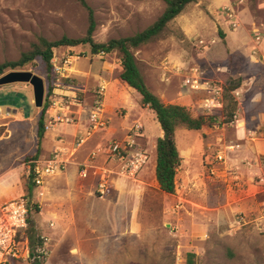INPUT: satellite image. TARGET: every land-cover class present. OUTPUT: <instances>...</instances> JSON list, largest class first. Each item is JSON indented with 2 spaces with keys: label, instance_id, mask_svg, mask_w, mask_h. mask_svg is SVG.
<instances>
[{
  "label": "rangeland",
  "instance_id": "374dc122",
  "mask_svg": "<svg viewBox=\"0 0 264 264\" xmlns=\"http://www.w3.org/2000/svg\"><path fill=\"white\" fill-rule=\"evenodd\" d=\"M86 1L94 10L97 43L142 32L165 9L162 0ZM88 25L87 11L73 0H0V64L18 61L39 37L51 42L82 38ZM133 53L146 85L165 104L184 105L194 117L211 115L217 122L201 131L176 129V145L183 157L189 155L181 171L189 174L181 177L178 172L176 192L166 196L157 188L153 169L156 143L163 132L154 113L139 102L131 118L134 122L120 142L128 134L134 136L139 126L140 136L134 138L151 157L139 176L142 183L122 179L127 184L123 193L130 199L139 197L141 231L120 241L119 253L112 251L116 262L185 264L187 255L194 253L197 264H264V154L259 156L253 146L264 145V121L257 118L264 112V0H195L159 36ZM66 60L70 63L64 76H56L55 66H65ZM92 63L110 66L117 78L120 74L118 52L92 55L88 45H79L54 49L50 72L36 58L23 68L6 69L0 78L31 72L44 80V104L54 98L53 91L61 95L65 86L90 103L96 88L86 94L78 90L86 82L77 67L88 72ZM230 78H242L243 83L233 93L238 104L235 122L226 123L223 95L215 88ZM57 80L59 88L54 85ZM195 80L200 87H192ZM113 87L111 83L109 92ZM121 87L139 96L127 84ZM43 107L35 106L29 83L0 86V202L30 199L33 231L48 239L45 264H96L92 255L99 235L53 217L52 199L59 190L52 188L49 193L35 186L29 194L30 158L36 153ZM50 120L45 113L46 132L51 130ZM218 155L223 162L215 161ZM131 205V201L122 203L125 211ZM29 228L24 239L30 250Z\"/></svg>",
  "mask_w": 264,
  "mask_h": 264
},
{
  "label": "crops",
  "instance_id": "0c3cea01",
  "mask_svg": "<svg viewBox=\"0 0 264 264\" xmlns=\"http://www.w3.org/2000/svg\"><path fill=\"white\" fill-rule=\"evenodd\" d=\"M93 64L94 63L90 66L88 72L79 70L76 66L80 79L86 82L83 86L79 87L78 90L86 94L89 88H97L100 85L106 86L104 110L105 118L108 120L109 125L106 129L91 137L94 138L88 144L86 143L87 145H85L74 158V161H76L75 164L70 165L63 173L54 176L57 178L49 183V185L45 186L46 182L54 177L48 178L41 187L49 193L52 191V188L53 191L59 190V194L56 196L54 195L52 199L53 217H60L63 220L69 221L76 227L85 228L89 234L99 235V237H96L99 246L95 248L92 255L95 260H98L96 264H120V260L116 262L118 257L116 254H113L112 251L120 250L119 243L126 236H133L140 233L139 197L135 200L134 197L130 199V197L125 195L123 190L127 184L124 180L117 179L113 182L108 196L104 199L98 198L95 195L96 176L90 174L86 179L81 178L76 163L85 162L91 152L100 149L101 153L97 159V163L99 165L106 164L107 147L113 142H120V139L125 137V134L134 122L131 121V118L136 115L138 108H140L139 102H141V96H138V94L131 89L121 87L123 86V82L120 81L119 76L117 78L112 74L110 66L102 67L99 64ZM111 83L114 84V87L112 90L110 89L109 92ZM69 92L72 94L75 93L74 91ZM196 93L203 95L202 91ZM90 100L92 102V99ZM84 101L87 107L85 110L80 111L81 114L77 125L68 127L58 126L46 132L42 140V149L39 158L48 157L59 145L70 146L77 134H83L85 132L89 125V106L91 102L88 103L86 100ZM257 118L260 122H263L264 112L257 114ZM46 138L47 145L45 143ZM253 146L254 151L259 154V156H263L264 145L255 144ZM181 153L182 152H180V155L183 163L184 157H188L189 155L186 154L183 157ZM259 156L256 155L258 158ZM108 166L111 167L113 165L110 163ZM155 167L156 154L153 164L154 172ZM182 168H184V165H181L178 170L180 176H188V171H181ZM137 182L142 183L139 179ZM157 188L160 190L158 184ZM164 194L166 196H171L166 193ZM125 200L132 202V205L130 208L128 207L129 209L126 211L124 210L125 207L122 206ZM163 214L166 217V209H164ZM88 221L90 222L89 225ZM92 224L93 227H91ZM74 251H76L78 256H81L80 250L74 249ZM107 251L111 252L108 253Z\"/></svg>",
  "mask_w": 264,
  "mask_h": 264
},
{
  "label": "trees",
  "instance_id": "16d2710c",
  "mask_svg": "<svg viewBox=\"0 0 264 264\" xmlns=\"http://www.w3.org/2000/svg\"><path fill=\"white\" fill-rule=\"evenodd\" d=\"M73 1L80 3L87 11L89 25L85 36L79 39L63 37L55 42L39 37L37 41L32 44L30 50L24 52L18 61L0 64V76L4 74L6 69L23 68L36 58H41L48 72H50L52 69L54 49L59 47L88 45L92 55H109L113 52H118L121 60L120 81L139 93L142 107L148 108L154 113L163 132V136L159 138L156 143L155 177L160 191L168 195H174L176 192L177 173L182 164V157L175 141L176 129L183 126L188 130L201 131L205 127H213L217 119L211 115L194 117L186 106L165 104L156 94L151 92L146 85L133 51L147 45L159 36L165 30L168 23L178 17L185 8L195 2V0H162L165 4L163 13L144 31L133 36L112 39L105 43H97L94 40V33L97 27L94 10L89 6L86 0ZM223 36L222 34V38H224ZM242 83V78H230L224 82L223 113L226 118V123H232L235 120L238 104L237 101H235L233 93L241 88ZM47 102L46 100L39 120L37 149L35 155L30 158L33 160L38 159L41 154V144L46 133L45 113L48 107ZM35 186L33 175L31 174L28 178L27 185L30 195ZM28 221L30 226L28 238L30 242V262L31 264H45V256L37 253L38 248L43 246L44 241L33 231L30 218ZM185 264H197L196 255L194 253H189Z\"/></svg>",
  "mask_w": 264,
  "mask_h": 264
},
{
  "label": "built area",
  "instance_id": "2783aa9c",
  "mask_svg": "<svg viewBox=\"0 0 264 264\" xmlns=\"http://www.w3.org/2000/svg\"><path fill=\"white\" fill-rule=\"evenodd\" d=\"M69 63L70 61L66 60L65 66H55V75L64 76L63 73L67 70ZM54 85L59 88L60 81L57 80ZM192 87H200L197 80L194 81ZM71 89L70 86H65L61 95H57L53 91L54 98L48 100L46 109V113L51 118L48 129L78 124L80 111L85 110L87 104L75 93L70 95ZM106 90L105 85L96 88L89 106V125L83 134H77L70 146L59 145L48 157L38 158L31 162L29 176L33 175L36 186H42L46 179L63 173L70 165L75 164L74 158L91 137L108 127L109 122L105 118L104 110ZM215 92L223 95V87L215 88ZM135 128L134 136L128 134L124 141L113 142L107 147L105 165L97 163L101 153L100 149L91 152L85 162L76 163L81 178L86 179L90 174L96 176L95 195L98 198H106L113 182L117 179L137 182L141 172L148 166L151 160L150 154L136 142L135 138L140 135L138 134L139 126ZM230 148L234 149L235 146ZM215 161L223 162L224 157L218 155ZM110 163L113 166L109 167ZM211 174H215V168H212ZM29 202V198L23 197L8 202H0V264L30 262V251L27 241L24 239L29 227ZM50 226L53 227L54 224L51 223ZM45 240L48 239L43 238L44 244L37 250V253L42 256L47 255Z\"/></svg>",
  "mask_w": 264,
  "mask_h": 264
},
{
  "label": "water",
  "instance_id": "95a60500",
  "mask_svg": "<svg viewBox=\"0 0 264 264\" xmlns=\"http://www.w3.org/2000/svg\"><path fill=\"white\" fill-rule=\"evenodd\" d=\"M18 82L29 83L33 87L35 106L42 108L45 97L44 80L31 72H12L0 78V86Z\"/></svg>",
  "mask_w": 264,
  "mask_h": 264
}]
</instances>
